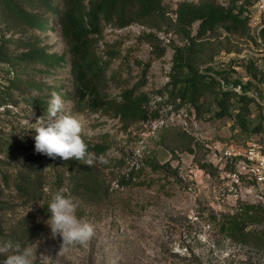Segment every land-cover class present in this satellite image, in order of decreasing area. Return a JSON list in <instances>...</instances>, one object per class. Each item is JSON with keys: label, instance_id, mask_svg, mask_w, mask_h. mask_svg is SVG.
<instances>
[{"label": "rangeland", "instance_id": "374dc122", "mask_svg": "<svg viewBox=\"0 0 264 264\" xmlns=\"http://www.w3.org/2000/svg\"><path fill=\"white\" fill-rule=\"evenodd\" d=\"M182 3L223 9H236L241 4L232 0H162V14L156 13L123 29L104 24L95 48L106 62L101 90L105 102L94 108L87 103L77 105L75 96H68L74 85L71 65L69 56L64 54L66 43L54 13L44 15L48 31L24 24H0V38L32 41L46 54L62 57L54 67L29 60L13 64L27 69L19 72L20 78L38 85L30 93L24 89L16 93L41 98L45 105L35 110L19 100L17 104L0 108V133L20 147H31L36 135L31 125L38 118H44L47 125V107L52 94L57 93L66 109L82 122L85 143L104 142L109 147L99 157L107 160L108 166L95 163L102 168L109 186V200L101 204L86 203L73 196L68 174L63 171L64 160L39 153L48 191L28 206L9 200L11 209L2 215L6 226L29 215L44 223L43 233L32 245L36 251L34 264H264V245L257 246L251 240L237 243L219 226L220 218L234 215L243 207H264V163L261 162L264 102L257 95L258 92L264 95V50L255 38L231 34L223 26L204 39L213 42L228 39L237 47L219 53L212 66L217 72L226 73L231 81L252 84L248 93L259 100L250 105L247 128L241 124L235 103L231 114L225 116L216 115L219 110L210 98L201 112L188 106L173 108L161 93L169 82L175 47L188 44L177 27ZM247 13L248 7L243 14L248 19ZM199 24L200 21L194 23L193 35ZM9 50L15 59H22L28 52L24 48L16 50L15 44ZM8 83L6 80L4 86ZM51 86L54 88L49 91ZM128 90L147 99L145 107L151 115L147 121L125 122L115 115L114 106L123 103L122 95ZM253 148L255 159L248 161V152ZM228 149L233 156L222 159V153ZM18 150L24 157L37 153ZM148 159L158 163V168L147 166ZM0 161L12 167L21 162L4 156H0ZM242 162L247 163L248 171L239 179L233 178L232 173ZM203 163L213 166L210 173L200 168ZM123 177L129 184L120 182ZM61 187L78 201V218L94 225L95 235L86 247L60 251L62 238H53L46 223L50 217L47 207L51 193ZM248 229L264 235V217Z\"/></svg>", "mask_w": 264, "mask_h": 264}, {"label": "trees", "instance_id": "16d2710c", "mask_svg": "<svg viewBox=\"0 0 264 264\" xmlns=\"http://www.w3.org/2000/svg\"><path fill=\"white\" fill-rule=\"evenodd\" d=\"M232 1L234 4L238 2L241 4L236 9L180 4L177 27L188 40V44L183 48L175 47L169 82L161 94L167 97V102L173 104L175 109L188 106L198 112L203 110L210 98V102L219 110L217 116L230 115L232 107L236 104L241 124L247 128L250 105L255 101L248 93L252 89V84L231 81L226 73L217 72L212 66L219 53L230 52L237 47H233L228 39L214 42L204 40L218 26H223L231 34H246L254 38L250 34L248 19L243 17L244 11L252 5L253 0ZM162 7V0H90L88 3L86 0H0V24H24L26 27L48 31L49 25L44 15L54 13L61 27L60 35L66 43L64 54L69 56L71 65L74 85L68 96L74 95L77 105L87 103L94 108L105 102L101 90L106 76V62L98 56L95 48L103 33V25L109 23L123 29L143 18L156 13L162 14ZM197 21H200V24L196 35H193L192 28ZM261 39L264 44V29L261 32ZM13 44L16 50L19 48L28 50L22 55V59L12 57L13 52H10L9 46ZM111 53H114V49ZM61 58L57 54H46L32 41L0 38V67L7 65L2 70L6 72L9 82L7 86L0 83V108L17 104L20 100L35 110H41L42 105H45L42 103L43 99L27 94L38 88V85L33 80L20 78L19 72H25L27 69L19 65L15 67L13 64L29 60L54 67ZM222 82L228 86L227 90L223 89ZM238 85L242 88L241 93L234 90ZM53 88L51 86L48 90L52 91ZM19 89H24L23 91L27 93L18 95L16 91ZM257 95L264 102V95L261 92ZM122 98L123 103L114 106L116 116L125 122L147 121L150 118L151 115L145 107L147 99L142 94L137 95L134 90H128L123 93ZM261 107L263 108V105ZM86 144L88 151L95 158L104 155L109 148L104 142L97 145ZM18 148L24 152L35 150V143L29 148L20 147L10 137L0 133V156L14 161L21 160L14 167L0 161V242L12 240L20 242L22 246L28 243L33 245L43 233L44 223L36 221L29 215L6 226L2 217L11 209L9 200H18L22 206H28L42 199L45 194L47 177L41 163L42 155L33 153L24 157L23 154H18ZM106 164L104 168L108 166ZM147 166L157 169L159 165L148 159ZM63 167L65 174H68L69 191L73 196L92 204H101L109 200V186L103 177L101 167L95 163L89 166L77 160L64 161ZM200 168L210 173L213 166L203 163ZM125 178L123 177L120 182L127 185L129 182L127 183ZM263 217L264 207L246 206L234 215L220 218V230L237 243L251 240L257 246H261L264 245V235L254 234L248 227ZM5 259L6 256L0 255V264H3Z\"/></svg>", "mask_w": 264, "mask_h": 264}, {"label": "clouds", "instance_id": "9594fccd", "mask_svg": "<svg viewBox=\"0 0 264 264\" xmlns=\"http://www.w3.org/2000/svg\"><path fill=\"white\" fill-rule=\"evenodd\" d=\"M31 126L36 132L34 140L37 153L52 159L58 157L64 161H82L89 166L108 162L102 157L95 158L88 151L83 139L82 122L66 109L65 102L57 93L52 94L47 107V125L44 118H38L37 123ZM66 193L68 190L63 187L51 193L47 207L50 217L46 223L52 237L62 238L60 251L70 247H86L95 235L94 225L76 215L79 206L76 198ZM0 255L6 256L3 264H34L36 251L31 243L22 246L20 242L8 240L0 242Z\"/></svg>", "mask_w": 264, "mask_h": 264}, {"label": "built area", "instance_id": "2783aa9c", "mask_svg": "<svg viewBox=\"0 0 264 264\" xmlns=\"http://www.w3.org/2000/svg\"><path fill=\"white\" fill-rule=\"evenodd\" d=\"M248 24L251 28V33L253 37L260 43V46L264 50V44L261 39V32L264 29V0H253L252 5L248 7ZM3 70L0 69V83L4 84L7 80V75H3ZM222 86L224 90L228 89V86L222 82ZM234 90L237 93L242 92V88L240 85L234 87ZM254 97V95L250 94ZM255 99L259 100L258 98L254 97ZM222 159L228 160L231 156H233V153L231 150H226L222 153ZM255 159V149H251L248 152L247 160L253 161ZM261 162L264 163V158H261ZM248 165L245 162L240 163L238 169L232 173V177L239 179L242 175H244L245 172L248 171Z\"/></svg>", "mask_w": 264, "mask_h": 264}]
</instances>
